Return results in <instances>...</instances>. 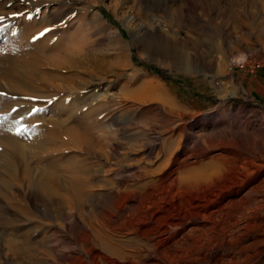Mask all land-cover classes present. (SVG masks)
<instances>
[{
    "label": "bare ground",
    "instance_id": "6f19581e",
    "mask_svg": "<svg viewBox=\"0 0 264 264\" xmlns=\"http://www.w3.org/2000/svg\"><path fill=\"white\" fill-rule=\"evenodd\" d=\"M76 3L0 0V23L14 22L10 30L15 32L12 41L6 40L7 49H0V144L5 146L0 264H264V124H213V138L198 137L190 147L183 108L164 88L149 83L145 89L160 100L158 109L178 123L161 134L155 155L161 157L149 159L142 170L132 172V182L121 186L118 172L106 167L112 157L100 163L94 148L108 145L113 155L122 147L115 139L124 128L109 114L95 123L86 119L93 118V107L83 111L96 90L88 91L93 78L82 76L78 55L105 43L111 60L125 67L129 63L122 58L130 52V41L103 18L96 1L82 9ZM166 7L165 0H134L132 14L121 20L134 44L169 58L173 47L165 38L166 24L153 19L155 10L167 14ZM111 34L118 44L112 45ZM232 41L223 39L216 46L222 49ZM245 59L244 53L230 56L227 66ZM176 61L184 70H194L185 56ZM155 106L138 108L144 126L165 122ZM32 109L41 111L30 114ZM94 128L97 137L105 136L93 137ZM148 128L143 132L149 137ZM59 133L65 138L52 142L57 157L47 147ZM183 135L186 147L175 155ZM153 147L145 152L152 153ZM94 197L99 199L93 204L98 217L88 224L80 214ZM65 226L73 238L68 250L61 251L53 244L57 237L50 238ZM82 235L87 243L78 242Z\"/></svg>",
    "mask_w": 264,
    "mask_h": 264
},
{
    "label": "rangeland",
    "instance_id": "374dc122",
    "mask_svg": "<svg viewBox=\"0 0 264 264\" xmlns=\"http://www.w3.org/2000/svg\"><path fill=\"white\" fill-rule=\"evenodd\" d=\"M90 1H96L95 7L99 11V8L102 7L113 19L117 20L120 27L103 17L108 23L116 26L122 35L130 41V52L122 58L129 63L125 67H119V63L116 64L111 60L112 52L107 49L108 44L105 43L97 49L83 51L78 55L79 63L84 70L82 76L86 79L93 78V82L87 86L88 91L96 90L94 99L84 106L83 111L85 113L89 107H93V112L95 111L93 118L87 117L86 119L95 123L105 118V114H109L106 116L118 120L120 126L117 127L124 128L123 134L119 133L115 139L117 142L120 140L118 143L123 149L119 148L112 155L113 151L108 145H104L103 149H101L102 146L94 148L98 162L104 163L106 156L112 157L111 162L106 163V167L112 169L114 173L118 172L116 180L121 182V186L132 182V172L142 170L149 159L158 160L161 157V155L155 156L161 147L160 136L178 123L174 117H171V120L168 119V111L163 108L158 109V106L161 105L160 100L145 89L149 83L164 88L171 100L183 108L186 115L182 121L189 126H187V134L190 136V147L195 146L198 137L204 136L205 139L211 140L213 138L211 125L213 124H220V127L227 126L231 122L236 126L244 121H250L256 126L264 124V70L256 71L257 81L252 82L249 78L253 74L249 67L251 61L264 53V0H165L167 14L170 16L159 9L155 10L153 19L166 24L165 38L172 43L173 47L171 50L173 55L169 58L152 55L145 48L142 49L130 40L129 29L121 19L132 14L131 4L134 3V0H73L74 3L77 2L75 6L80 9L90 6ZM5 23L7 24L0 23L1 50L7 49L6 40L12 41L13 35H15V32L13 34L14 30L11 31L14 22ZM229 38H232L233 41L228 42L222 49H218L219 47L216 45L221 46L223 39ZM110 40L113 41L112 45L118 44L117 38L112 34ZM239 53L246 55V59L242 61L244 66L240 67L236 64L227 66L228 58ZM180 56L187 57L193 64L194 70L186 71L184 65H178L176 58ZM147 65L165 70L171 79L166 80L158 74L150 72L146 68ZM116 71L121 73L115 75ZM248 83L251 85L248 86ZM2 98L0 96V100ZM148 103L156 105L160 119L164 118L165 122L154 121L151 125L144 126L138 121L139 109ZM124 106L129 111H125ZM119 108L123 110L118 115ZM3 111L4 109H0V113ZM96 112L98 113L96 114ZM98 117L101 118L98 120ZM147 127L152 132L149 137L143 132ZM95 130H93L95 138H103L106 134V132L100 133L97 137L99 132L98 130L95 132ZM130 136L134 139H131ZM186 136L183 135L181 145L175 155L185 149V142L188 139ZM50 138L47 151H54L58 157L60 152L55 148L57 146L54 143L65 138V134L59 133ZM257 140L259 141V139ZM53 141L54 143H52ZM122 142L125 145H122ZM257 145L259 146V143ZM125 146L126 148H124ZM150 146H154L153 152L148 154L146 152ZM4 150L5 146L0 144V162L4 160ZM99 157L100 159H98ZM130 157H137L140 161L131 163ZM117 159H127V161L122 160L124 164H116ZM95 164L93 166L97 168L98 164ZM98 200L96 197L92 198L87 204L84 214H80V219L86 220L85 222L88 224L95 223L98 216L93 204ZM199 220L198 218L195 221ZM56 234L50 238L56 239L55 237H57L58 241L54 240L53 244L61 251L68 250L69 242L73 238L72 231L65 226L61 227ZM87 241L85 235L78 237L80 243H87Z\"/></svg>",
    "mask_w": 264,
    "mask_h": 264
},
{
    "label": "trees",
    "instance_id": "16d2710c",
    "mask_svg": "<svg viewBox=\"0 0 264 264\" xmlns=\"http://www.w3.org/2000/svg\"><path fill=\"white\" fill-rule=\"evenodd\" d=\"M99 9H100V11L102 12L104 18H107V19L110 20L114 25H116L117 27H120V23H119L117 20L113 19V17H112L109 13H107L106 10H105L104 8L100 7ZM121 31H122V30H121ZM146 68H147L150 72H152V73H156V74H158L159 76H161L162 78H164V79H166V80H170V79H171V78L169 77V75L167 74V72H166L165 70L159 68V67L152 66V65H150V66L147 65Z\"/></svg>",
    "mask_w": 264,
    "mask_h": 264
},
{
    "label": "built area",
    "instance_id": "2783aa9c",
    "mask_svg": "<svg viewBox=\"0 0 264 264\" xmlns=\"http://www.w3.org/2000/svg\"><path fill=\"white\" fill-rule=\"evenodd\" d=\"M236 65H239L240 67L244 66L243 62H239ZM250 71L252 73H256L257 70H264V53L261 54L259 57L254 58L251 61V64L249 65Z\"/></svg>",
    "mask_w": 264,
    "mask_h": 264
},
{
    "label": "snow or ice",
    "instance_id": "6c2138e0",
    "mask_svg": "<svg viewBox=\"0 0 264 264\" xmlns=\"http://www.w3.org/2000/svg\"><path fill=\"white\" fill-rule=\"evenodd\" d=\"M13 15H22L21 13H13ZM4 17L0 16V21H3ZM45 32L50 31V29H45ZM41 36L44 35V32L40 33ZM41 111V109H32L30 114H33L35 112Z\"/></svg>",
    "mask_w": 264,
    "mask_h": 264
},
{
    "label": "crops",
    "instance_id": "0c3cea01",
    "mask_svg": "<svg viewBox=\"0 0 264 264\" xmlns=\"http://www.w3.org/2000/svg\"><path fill=\"white\" fill-rule=\"evenodd\" d=\"M249 78L251 79L252 82H255V81L258 80V74L257 73H253ZM247 85L250 86L251 84L248 83Z\"/></svg>",
    "mask_w": 264,
    "mask_h": 264
}]
</instances>
